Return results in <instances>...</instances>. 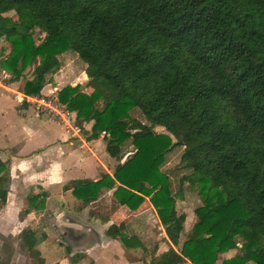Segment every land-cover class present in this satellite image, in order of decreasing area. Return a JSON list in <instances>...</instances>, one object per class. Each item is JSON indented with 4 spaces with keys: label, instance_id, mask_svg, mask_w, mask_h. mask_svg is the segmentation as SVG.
Instances as JSON below:
<instances>
[{
    "label": "trees",
    "instance_id": "1",
    "mask_svg": "<svg viewBox=\"0 0 264 264\" xmlns=\"http://www.w3.org/2000/svg\"><path fill=\"white\" fill-rule=\"evenodd\" d=\"M37 30L45 34L40 44ZM0 40L11 46L1 61L10 83L32 69L23 88L29 97L53 82L64 54L86 65L92 93L69 85L58 98L77 114L87 141L104 133L118 164L113 176L71 181L72 194L87 205L114 190L130 210L150 198L170 246L162 254L156 248L150 264H217L232 251L222 264H264V0H0ZM134 110L150 126L133 118ZM129 140L135 153L122 162ZM176 148L189 172L173 192L162 165ZM8 182V161L0 157V208ZM185 184L202 206L179 251L187 217L177 201ZM39 199H30L26 215L44 208ZM126 230L113 223L106 235L142 246ZM39 242L33 236L25 246L44 264L35 253Z\"/></svg>",
    "mask_w": 264,
    "mask_h": 264
},
{
    "label": "rangeland",
    "instance_id": "2",
    "mask_svg": "<svg viewBox=\"0 0 264 264\" xmlns=\"http://www.w3.org/2000/svg\"><path fill=\"white\" fill-rule=\"evenodd\" d=\"M10 15L15 17L13 13ZM34 37L36 43L40 44V42L45 38V34L40 30H37ZM10 50V44L7 41L2 40L0 42V83L6 85L10 83L9 81L12 79V74L2 69L1 61L2 58L9 54ZM62 61L63 67L54 75L53 82L50 84H52L53 87L59 86L61 90L69 85H79L82 92L86 94L92 93V89L88 86L89 79L85 73L86 65L79 59V57L75 53L70 52L62 56ZM24 74L23 79L19 82H15L16 84L14 87L21 92H23L25 82L32 78V69L28 68ZM59 92L60 90L56 92L57 96ZM51 93L52 91L45 92L43 96L50 95ZM64 106L67 107L66 105ZM69 112L74 119V124H72L73 128L65 127L58 122H56V124H59L60 126L54 125L50 122L49 124L54 126L55 130L58 127V129H62V126L67 132H76L75 134L77 137H79L80 134L81 138H74L71 140H80V142H82L81 139L87 140L77 124V114L70 110ZM131 115L133 118H136L142 123L150 126V123L141 111L134 110L131 112ZM42 118L47 121L48 116L44 115ZM84 127L86 130L90 131L92 123H86L84 124ZM154 130L157 133H166L162 127H155ZM103 136L104 134L102 133L99 139H102ZM102 142L105 141L102 139ZM4 146L5 145L0 142V150L3 149ZM63 147H65L64 151L66 152L69 145L65 144ZM4 152L5 151H2V153ZM182 152L183 148L174 149L173 152L167 155L165 162L162 165V170L170 177L173 192L178 191L180 179L189 172L188 169L182 167L180 164ZM121 153L122 162H125L133 156L135 148L131 140L126 141L121 146ZM106 154L109 158H111L108 153ZM111 159L113 161L111 160V163L108 164V169L111 171V175L113 176L118 162L113 158ZM25 160L27 159L19 158L14 163L13 169L15 164H21V166L24 167L23 169L30 168L28 165L32 161ZM18 169L21 170L19 167ZM49 173L53 180L57 178V173L56 171L53 172V169L50 168ZM63 175H61V177ZM102 176L103 174H101V177ZM48 187H50V184ZM184 188V199L177 201L179 214H185L187 217L185 232L181 235L180 246L176 247L179 251L181 250L183 242L186 240V234L191 230L194 222L197 220L195 210L202 206L200 197L196 193L188 191L186 189V184ZM62 190L63 187L59 189L60 192L56 193V186H54L50 187V189L46 191L43 190L37 182L29 181L23 183V191H19L16 186L14 187L13 183H8V191L10 193H8V202L5 205L6 208H0V264H36V260L31 258L29 251L25 246L26 240L33 236L40 240L37 248L40 250L38 254H40L45 260L44 264H125L126 262L129 264H148V261H151L152 253L156 248L158 250L157 253L169 248L168 243L165 242L166 233L159 219L158 213L151 204L150 198L145 197L142 204L147 203V211H144L143 214L135 218L131 217L133 215H130L128 218L125 216L123 217L126 218V221L128 222V231H126V234L130 237L131 235H135L142 246L128 248L120 240L110 244L108 240L105 239L106 243L104 244V250L106 251V254L102 256L103 261L98 258L94 259L86 253H79L73 256L72 253L68 251V249H70L67 242L69 235L66 234L69 233V221H76V223L81 226L91 224L92 227L94 226V228L98 231H101V225H103L104 219L109 217L111 218V215H114V207L118 201L115 202L114 199H112L110 192L112 191V193H114V190L103 189L100 195L97 196L98 200L93 201V198H97L93 197L90 199L89 204L83 205V203L79 200L74 201V196L70 197V199L69 197H66V199L59 197V195L63 192ZM37 195L40 196V201L44 200V208L38 209L36 207H30V215H26L25 212L26 210H29L30 199ZM101 196L104 197L99 201ZM138 209L139 207L136 210ZM111 222L112 219H110L107 223ZM251 225L253 226V223H251ZM230 253L222 254L217 264H222V260H224L226 255H229ZM236 253L237 252L234 251L233 254ZM249 264L254 263L250 262Z\"/></svg>",
    "mask_w": 264,
    "mask_h": 264
},
{
    "label": "crops",
    "instance_id": "3",
    "mask_svg": "<svg viewBox=\"0 0 264 264\" xmlns=\"http://www.w3.org/2000/svg\"><path fill=\"white\" fill-rule=\"evenodd\" d=\"M1 41L2 40H0V42ZM15 84L14 82L7 85H0V142L5 145L4 148L0 150V157L6 158V161H8L9 182L13 183L17 190L23 191V183L25 182H37V184L46 191H48L50 187L56 186V193L60 192L59 189L63 187V192L59 197L64 199L69 197L70 199V197H73L72 186L70 184L71 181L79 179L96 181L100 179L101 174H112L108 169V164L111 163L110 161L112 159L106 154V143L102 142L103 138L93 141H87L85 139L84 141L81 139L82 142H80V140H71L74 138H81L80 134L79 137H77L75 134L76 132H67L62 126L61 128L63 130L58 129L60 125L56 124V122L50 118L49 114L43 111H37L32 104L26 101L21 102L20 100L26 96L23 92L14 88ZM54 88H57V91L61 90L59 86L53 87L52 84H49L43 89L42 94L51 92ZM44 115L48 116V122L43 120L42 116ZM49 122L58 125V128L55 130L54 126L49 124ZM65 144L69 145L66 152L64 151L65 147H63ZM2 151L5 152L2 153ZM19 158L27 159L25 161H32L30 163L31 165H28L30 168L23 169L24 167L21 166V164H15L13 169L14 163ZM18 167L21 168V170H19ZM50 168L53 169V172L56 171L57 173V178L55 180L50 177ZM61 175L63 176L61 177ZM49 184L50 187H48ZM110 193L112 199L117 202V200L113 198L112 191ZM103 197L104 196H101L99 201ZM73 198L74 201H78L75 197ZM96 200H98V197L93 198V201ZM4 207L6 208V206ZM114 210V215H111V218L109 217L112 219V222L103 223V225H101V231H98L94 226L92 227L91 224L81 226L78 225L76 221H69V233L66 234L69 235L67 242L73 256L79 253H86L94 259L98 258L103 261L102 256L106 254L104 250V244L106 243L105 239L108 240L110 244L117 242V240H112L106 235V231L110 225L124 222L127 226L126 231H128V222L126 218L130 215H133L131 216L132 218L140 216L144 211L148 210V206L147 203H143L139 206L138 210L132 211L127 206L117 202ZM124 216L126 218H123ZM71 226L86 227L88 231L82 232L79 228L74 229L71 228ZM166 238L165 242L168 243ZM174 248L176 249V247ZM168 249L169 248L158 254H162ZM39 251L38 248L35 249V253L37 252L36 254L41 256L38 254ZM233 253L234 251L226 255L225 258L231 257L234 255ZM126 263L129 264L128 262ZM148 264H150L149 261Z\"/></svg>",
    "mask_w": 264,
    "mask_h": 264
},
{
    "label": "built area",
    "instance_id": "4",
    "mask_svg": "<svg viewBox=\"0 0 264 264\" xmlns=\"http://www.w3.org/2000/svg\"><path fill=\"white\" fill-rule=\"evenodd\" d=\"M57 88H54L52 93L47 96H34V97H23L20 101L21 102H28L32 104L37 111H43L49 114L50 118L54 122H58L65 127H72L74 124V119L67 107H65L59 100L58 96L56 95ZM104 134V133H103Z\"/></svg>",
    "mask_w": 264,
    "mask_h": 264
},
{
    "label": "water",
    "instance_id": "5",
    "mask_svg": "<svg viewBox=\"0 0 264 264\" xmlns=\"http://www.w3.org/2000/svg\"><path fill=\"white\" fill-rule=\"evenodd\" d=\"M71 228H74V229H77V228H79V230H81L82 232H86V231H88V229L86 228V227H76V226H71Z\"/></svg>",
    "mask_w": 264,
    "mask_h": 264
}]
</instances>
